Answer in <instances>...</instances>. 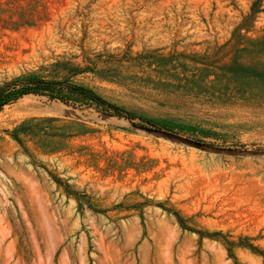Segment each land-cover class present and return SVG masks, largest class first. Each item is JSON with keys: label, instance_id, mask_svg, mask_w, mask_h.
I'll return each instance as SVG.
<instances>
[{"label": "rangeland", "instance_id": "obj_1", "mask_svg": "<svg viewBox=\"0 0 264 264\" xmlns=\"http://www.w3.org/2000/svg\"><path fill=\"white\" fill-rule=\"evenodd\" d=\"M261 37L264 0H0V88L54 85L0 99V264H264V86L214 78Z\"/></svg>", "mask_w": 264, "mask_h": 264}, {"label": "trees", "instance_id": "obj_2", "mask_svg": "<svg viewBox=\"0 0 264 264\" xmlns=\"http://www.w3.org/2000/svg\"><path fill=\"white\" fill-rule=\"evenodd\" d=\"M247 42L248 43L245 46L240 45L241 47L236 51V57L229 64L216 68L217 73L216 76H214L215 81L219 83V85L227 86L229 93H234L235 95L240 94L239 89L244 85L254 84L257 86H264V37L255 40H247ZM245 56L247 57V60H244ZM29 84L30 85H24L15 91H11V93L4 92V89L0 88V99L3 102H7L27 93L45 92L54 86L53 84L44 82H31ZM245 87L247 88V86ZM71 90H73V88H71ZM74 90H79L86 101L91 102V104L103 111L111 110L117 114H124L121 109L109 104L95 95L91 90L83 88H74ZM248 90L249 89L247 88L246 94L248 96L247 98H250L251 95H248ZM59 99L62 98L59 97ZM183 224L184 222L181 219V225L184 226ZM248 249L264 255L262 251H259L251 245H248Z\"/></svg>", "mask_w": 264, "mask_h": 264}]
</instances>
